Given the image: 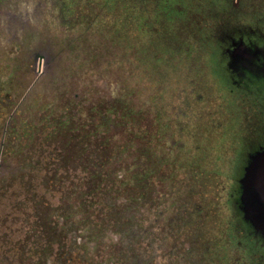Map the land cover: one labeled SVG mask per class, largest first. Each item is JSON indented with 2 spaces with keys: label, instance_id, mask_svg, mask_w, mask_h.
Segmentation results:
<instances>
[{
  "label": "flooded vegetation",
  "instance_id": "1",
  "mask_svg": "<svg viewBox=\"0 0 264 264\" xmlns=\"http://www.w3.org/2000/svg\"><path fill=\"white\" fill-rule=\"evenodd\" d=\"M1 1L5 4L0 6V108L6 116L0 123V184L5 185V187L0 186V194H2L0 196V226H2L0 244L5 241L14 242V253L11 255L14 259H18L20 235L26 233L30 240L61 243L58 249L63 255L66 253L69 259L75 255L85 264H106L107 262L111 264L112 261L107 260V257L111 255L119 259L124 257L125 261L120 260L121 264H133V260L137 257L141 259L138 264H156L152 256L158 257L157 264L160 262L164 264L163 251H150L147 238L149 225L146 218H144L145 223L143 220L142 232L145 234V239L142 250L132 251L127 247L124 251L125 247L121 245V250L118 252L101 251L96 248L99 236L94 235L100 230L102 222L109 220V217L104 218L105 215L101 213L102 209L105 210L108 207V204L101 202L102 179L164 177L165 163L149 157V152L156 150L154 146L158 144L161 135L157 114L150 118L146 114L143 115L138 107L132 104L130 93H125L119 89L121 85L115 84L117 75L114 69L117 68V62L114 55L108 51L109 48L101 45L103 52L100 53L97 52L99 49H93L92 52L91 49L94 47H91L86 63L77 62L69 66L62 61L63 59H59V53L52 48L50 42H43V38L35 33L37 25L45 26L47 23L49 7L46 8L43 16V13L37 9L38 4L41 3L38 0H25L18 3L21 6L9 0ZM78 1L65 0L61 5L66 7V11L70 10V6H75L76 9ZM134 1L139 3L138 7L142 11L148 8L147 0ZM161 1L160 8L168 3V0ZM182 1L184 0L169 1L170 7L167 4L164 7L166 13L163 8L160 11L162 17L177 18L182 11ZM206 1L211 2V0ZM47 2L52 3L50 0H46L45 3ZM224 3L225 12L218 13L220 16L218 15L215 26L212 23L211 25L208 19L211 21L212 18L215 19L217 12L210 11L209 14L204 15L203 12L192 11L188 13L189 23L190 17L194 14H203V22L199 27L191 22L189 27L191 26L190 30L194 34L197 29L202 30L207 36L209 45L211 44L210 48L213 43L215 44L214 52L218 56L214 60L215 65L213 59H209L211 51L206 50L205 56L203 54L205 57L203 66L211 75L214 71L222 73L220 76L217 73L218 80L224 78V81H220L221 94L239 109L238 111L237 109L236 111L222 110L221 117L228 120L226 112H230L232 121L239 125L241 117L244 118L245 115L240 108L245 110L246 104L251 100L255 108L252 107L250 113L252 116L248 114L247 118L256 119L259 122L262 119V122L261 124L246 122L245 127H254V131L259 133L262 130L261 127L264 128V12L257 7L253 9L252 5L242 0H224ZM195 4L196 2L192 3L193 6ZM15 6L19 10L14 12ZM87 17L80 20L79 15L75 13L67 18L57 16L61 27H59L60 30L55 29L61 33H67L74 27L72 24L80 25L85 20H89ZM139 18L136 19L138 27L145 30L146 18H141L142 20ZM102 20L106 22L105 19ZM179 28L183 27L179 26ZM1 49H3L2 53ZM109 53L112 54L111 58L108 57ZM192 62L188 65V69L197 68V61ZM175 68L173 67L171 72H174ZM82 71L83 74H80ZM177 74L178 78L175 79L180 81L184 79V74ZM68 82L86 83L84 86L81 85L80 91L69 92L65 85ZM101 82L105 85L103 90L100 89ZM56 84L61 86L58 87ZM236 91H238L237 95H235ZM220 121L213 118L214 124L217 123L220 126ZM25 130L27 133L21 135V132ZM69 135L73 138L67 137V140L61 138ZM238 142L240 146L235 147L234 144L232 155L227 158V161H231L229 165L232 168L231 173L227 172L222 177L224 181L222 207L230 219L227 206L229 202L232 210L234 209L237 213L239 226L243 227L241 231L243 236L239 235V240L231 241H234L239 249L248 248V261L252 259L253 264H264V229L255 227V223L246 214L243 203L244 180L254 161L264 157V138H255L250 144L248 140ZM20 146L22 149L24 147V150L16 155L15 147ZM64 146L76 147L77 154L70 156L67 149H63ZM215 163L217 165V162ZM27 165L28 169H20ZM219 174L222 175L221 172ZM22 179H46L50 180V184H57L58 186L51 187V196L55 195L54 198H58V195L66 189L68 179L79 180L81 192L94 183V196L89 198L92 205L88 202L84 208L82 205L83 212L71 218L77 224L68 222L65 204H61L57 205L61 213L59 221L52 217L47 224L37 225L33 217V204L29 202L23 205L19 202L21 194L27 189L21 188ZM41 183L42 181L39 182L40 185ZM108 183L111 184V182ZM145 185L147 195L148 183ZM42 190L41 185L38 191L42 192ZM85 207L87 212H84ZM144 209L143 206L142 210ZM55 211L58 213L56 208ZM161 219L158 220L157 217L156 221L160 222ZM229 219L226 221L228 222ZM6 228L12 229L15 235L13 240L8 238L7 232L3 233ZM49 231L50 234H47ZM110 233L111 235L107 236L114 241H108L109 238L104 237L106 246H108L107 243L122 242L121 235L112 231ZM227 237L232 238L229 234ZM73 242L77 244V250L72 248ZM85 244L88 246L86 250ZM193 256L190 255V260ZM4 258H8V253L4 255ZM237 260L239 264L240 259ZM226 264H229L228 260Z\"/></svg>",
  "mask_w": 264,
  "mask_h": 264
},
{
  "label": "rangeland",
  "instance_id": "2",
  "mask_svg": "<svg viewBox=\"0 0 264 264\" xmlns=\"http://www.w3.org/2000/svg\"><path fill=\"white\" fill-rule=\"evenodd\" d=\"M9 1L18 5L25 0ZM38 1L41 2L37 8L39 12L44 16L46 8L49 7L51 15L47 10V23L45 26L37 25L35 33L43 38V42L52 44V48L59 53V59H63L62 61L69 66L77 62L86 63L89 58L88 53H91L88 52L89 48L94 47L91 49L92 52L93 49H99L97 52L101 53L103 52L101 45L106 46L117 62V68L114 69L117 75L115 84L121 85L119 89L125 93H130L132 104L138 107L143 115L146 114L150 118L157 114L159 118L161 135L158 144L154 146L156 150H151L149 157L165 163V175L162 178H151L144 182L149 184V189L147 195L142 198L141 205L145 209L133 214L137 218L136 222L143 225V220L145 223L144 218H146L148 225L152 226V221L157 219V212L161 211L160 232L164 240V243H160L163 246L162 250L173 254L172 252H183L185 248H189L194 255L189 260V264H226L227 260L229 264H237L238 258L239 264H253L252 259L251 261L247 259L248 248L239 249L234 241H231L239 240L238 236L243 234L241 232L243 227L239 226L237 213L234 209L232 210L229 202L227 206L230 219L223 210L224 181L222 177L227 172L231 173L232 168L229 167L231 161H227V158L232 155L234 144L236 147L240 146L239 140L242 142L248 140L250 144L255 138H264L263 127H261L262 132L259 133L254 131V127H245L246 122L261 124L262 117L260 122L247 118L252 112V107L255 108L251 100L246 104L245 110L240 108L245 115L244 118L241 117L239 125L232 121L230 112H226L228 120L221 117L222 110L236 111L237 109L238 111L239 109L221 94L220 81H224V78L221 76L222 79L218 80L217 73L218 76L222 73L214 71L215 74L211 75L203 66L206 50L211 51L209 59H213L215 65L214 60L218 58L214 52L215 44L213 43L210 48L211 44L209 45L206 34L199 29L194 34L190 30L191 26L189 27L191 22L198 27L203 22V14H194L190 17L189 23L188 13L192 11L203 12L204 15L209 14L210 11L217 12L215 19L212 18V21L208 19L210 24L215 26L219 18L218 13L225 12L224 0H211L209 3L206 0H184L181 2L182 11L177 18L171 19L162 17L160 11L163 8L165 12L164 7L166 4L170 7L169 1L173 0H168L162 8H160L161 0H147L148 8L144 11L134 0H79V3L76 2V9L75 6H70V10L67 11L66 7L61 5L65 0H50L52 3L47 2L48 4L45 3L46 0ZM242 1L248 2L253 9L257 7L264 12V0ZM193 2H196L195 7L192 5ZM3 4L5 2L1 1L0 6ZM16 10L19 9L15 6L13 11ZM148 12L149 15H147ZM74 13L79 15L80 20L85 16H88L89 20H85L80 25L72 24L74 27L67 33H61L55 29L60 30L59 27H61L57 16L67 18ZM138 17H140L139 20L146 18L145 30L138 27L136 21ZM179 26L183 28L180 29ZM100 28L102 30H98ZM244 29L247 30V28ZM98 37L101 40L97 39ZM111 53L108 54L109 58L112 56ZM194 60L197 61V68L188 69V65ZM173 67L176 68L174 72H171ZM176 71L184 74V79L181 81L175 79L178 78ZM80 74H83V71ZM84 83L86 82L65 83L66 90L80 91ZM100 86L101 90L105 87L102 82ZM95 87L98 90V87ZM237 94L238 91L235 92V95ZM5 116L6 113L0 108V123ZM213 118L221 120L220 126L213 123ZM229 149L232 150L229 151ZM156 187L161 190L159 191L162 193L161 199L156 196L158 192ZM91 188H94V183L89 185L88 189ZM79 194L77 199H80ZM21 195V200L29 203L28 192ZM39 201L43 203L48 201V208L50 204L58 205L57 197H48L46 201ZM76 202L68 197L66 204L64 203L68 216L75 213ZM136 204L139 205V203ZM44 212L42 221H49L52 217L60 220V210L57 213L49 208ZM226 219H229L228 222ZM68 222L77 224L70 217ZM0 227L1 232L2 226ZM5 232L8 238L13 240L15 235L12 229L6 228L3 233ZM104 234L105 239L114 241L108 237L111 235L109 230ZM228 234L231 235V239H228ZM20 239L18 259H14L11 255L14 253L12 250L14 242L5 241L0 244V264H35L36 261H41L34 252L36 249H41L44 242L30 240L26 233L21 234ZM52 245L56 250L50 247ZM50 246L43 252L44 264H85L75 255L69 259L66 253L64 255L59 253L57 251L59 244L52 243ZM6 253L8 258H4ZM165 257L167 262L174 261V258L167 253Z\"/></svg>",
  "mask_w": 264,
  "mask_h": 264
},
{
  "label": "trees",
  "instance_id": "3",
  "mask_svg": "<svg viewBox=\"0 0 264 264\" xmlns=\"http://www.w3.org/2000/svg\"><path fill=\"white\" fill-rule=\"evenodd\" d=\"M25 131L21 132V135H23L24 133H27ZM70 132V131H69ZM68 139H72L73 136L69 135V136H64L61 137L63 140H67ZM62 139H60L61 141H63ZM64 145L66 143L62 142ZM69 148V150H68ZM66 147L64 146V150L67 149L68 154L71 156L72 154H77V148L76 147ZM21 150H24L20 147H15V154L17 155L18 153H20ZM67 153V152H66ZM22 158L24 159V155L22 153ZM29 158V156H28ZM27 164L31 165L29 162H27ZM32 166V165H31ZM26 167V168H25ZM28 165L27 166H22L20 169L21 170H25L28 169ZM162 178V177H161ZM136 179L134 182L130 181L132 179H102V184H101V202L103 204H108V207L105 210H101L102 214L105 215L104 218L109 217L108 221L106 222H102V225L100 227V230L98 232H95L94 235H98L97 237L99 239H97V243H96V248H98L99 250L103 251V250H111L112 252H118L121 250V245H123L125 248L123 249L124 251H126L127 247H129L130 250H142L144 247V233L142 232L143 230V225L138 224V222H136V217H134L133 214L138 213V211H140L142 209V198L144 196H146V192H145V187L146 185L144 184L145 181H148L151 178L148 179H144V178H133ZM156 179V178H154ZM158 180V179H157ZM42 181L41 185L43 187L42 192L38 191L39 186H41L39 184V182ZM50 180H46V179H22V184H21V188L22 187H26V191L28 192V199L29 202H31V204H33V217L36 220L37 225H39L40 223L43 224H47L49 221H42V214L45 215L44 210L49 209L52 207V210L55 211L56 210L59 211L60 207H58L61 204H66L67 198L69 197V199L71 201H77L75 204V213L72 215H67L68 218H75L77 216L78 213L83 212L82 209V205L83 208L85 206V204L88 202L89 205H92L91 200L89 198H92L94 195V188L88 189L89 185L87 186V188H85V190H83L81 192V189L79 188V184L77 179H68V185L66 186V189H64L60 194L58 195V206L57 204H55L56 206H52L49 205L50 207L48 208V197H53L52 195V190L51 187H56L58 186L57 184H50L49 183ZM60 181V180H59ZM108 182H111V184H109ZM4 186V184H0V186ZM149 185V184H148ZM9 186V185H7ZM156 190L157 187H156ZM26 191H23V193L26 194ZM161 190H158V192L156 193L157 197L162 196V193L159 192ZM148 192V191H147ZM80 193V194H79ZM80 196V199H77V196ZM139 195V196H138ZM26 197V200H27ZM43 200L46 202H40L39 200ZM21 204H26L24 203L25 201L20 200L19 201ZM87 203V204H88ZM136 203H139V205H137ZM81 208V210H80ZM84 212H87V207H85ZM134 212V213H133ZM161 211L157 212L156 218L161 217L160 215ZM45 220V218H44ZM161 221V220H160ZM152 226L148 227V241H149V247H150V251H163V246L160 245V243H164V240L161 236V223L154 220L152 221ZM45 230L47 229L46 227L44 228ZM107 230H109L110 232L112 231L113 233L119 234L122 236V242L120 243H107L108 246H106V242L104 241V232H106ZM47 234H50L49 232ZM52 244V242H44V246L41 249H36V251L34 252L35 256L40 259L41 261H36L35 264H44V259H43V252H45V249L48 248L50 245ZM57 244V243H56ZM61 245V243H58ZM13 245H15L13 243ZM76 243L73 242V246L72 248L74 250H77L76 247ZM14 247H12V250H14ZM52 248V246H50ZM87 244H85V250L87 248ZM71 248V247H70ZM35 250V249H34ZM32 250V251H34ZM59 253L60 251L57 250ZM171 255L172 258H174V261H170L167 262L166 261V257H165V263H171V264H189V260H190V255L193 254V252L189 249V248H185L183 252H172L173 254H170V252H164V255ZM153 257V261H155V263L157 264L158 261V257L156 256H152ZM107 260L112 261L113 264H121L120 260L125 261L124 257L122 259H119L117 256L111 255L109 257H107ZM141 261V259L139 257L135 258L133 260V264H138V262ZM31 262V261H29ZM33 262V261H32ZM182 262V263H181ZM111 263V264H112ZM106 264H109L108 262ZM159 264H162V262H160Z\"/></svg>",
  "mask_w": 264,
  "mask_h": 264
},
{
  "label": "water",
  "instance_id": "4",
  "mask_svg": "<svg viewBox=\"0 0 264 264\" xmlns=\"http://www.w3.org/2000/svg\"><path fill=\"white\" fill-rule=\"evenodd\" d=\"M243 193L244 209L255 227L264 229V157L248 169Z\"/></svg>",
  "mask_w": 264,
  "mask_h": 264
},
{
  "label": "bare ground",
  "instance_id": "5",
  "mask_svg": "<svg viewBox=\"0 0 264 264\" xmlns=\"http://www.w3.org/2000/svg\"><path fill=\"white\" fill-rule=\"evenodd\" d=\"M257 72V71H256ZM259 72V71H258ZM240 75V74H239ZM256 76V75H255ZM253 77V76H252ZM261 80V79H260ZM255 82V81H254ZM253 83V82H252ZM254 84H258V83H254ZM250 85V84H249ZM248 85V86H249ZM259 85H260V83H259ZM264 85V84H263ZM259 88V87H258ZM263 89H264V87H263Z\"/></svg>",
  "mask_w": 264,
  "mask_h": 264
}]
</instances>
